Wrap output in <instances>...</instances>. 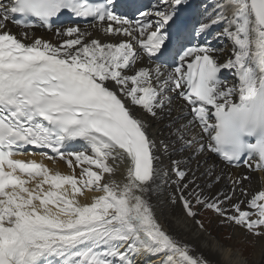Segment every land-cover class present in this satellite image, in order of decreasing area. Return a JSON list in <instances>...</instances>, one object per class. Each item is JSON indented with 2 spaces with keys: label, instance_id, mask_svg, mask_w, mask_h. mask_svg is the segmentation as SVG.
<instances>
[{
  "label": "snow or ice",
  "instance_id": "snow-or-ice-1",
  "mask_svg": "<svg viewBox=\"0 0 264 264\" xmlns=\"http://www.w3.org/2000/svg\"><path fill=\"white\" fill-rule=\"evenodd\" d=\"M256 179L264 0H0V264H264Z\"/></svg>",
  "mask_w": 264,
  "mask_h": 264
},
{
  "label": "bare ground",
  "instance_id": "bare-ground-1",
  "mask_svg": "<svg viewBox=\"0 0 264 264\" xmlns=\"http://www.w3.org/2000/svg\"><path fill=\"white\" fill-rule=\"evenodd\" d=\"M197 2V0L195 1V3ZM51 166V165H50ZM61 170L63 171L64 169H63V166H61ZM254 182H257V183H259V182H264V180H262V179H256V180H254Z\"/></svg>",
  "mask_w": 264,
  "mask_h": 264
},
{
  "label": "rangeland",
  "instance_id": "rangeland-1",
  "mask_svg": "<svg viewBox=\"0 0 264 264\" xmlns=\"http://www.w3.org/2000/svg\"><path fill=\"white\" fill-rule=\"evenodd\" d=\"M213 234L216 235V233H213ZM226 234H225V232L220 233L221 238H223L224 236H226Z\"/></svg>",
  "mask_w": 264,
  "mask_h": 264
}]
</instances>
